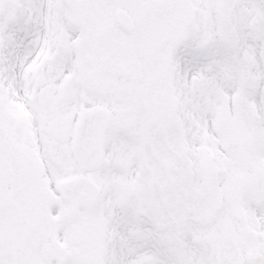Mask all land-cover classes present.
I'll list each match as a JSON object with an SVG mask.
<instances>
[{"label":"snow or ice","instance_id":"snow-or-ice-1","mask_svg":"<svg viewBox=\"0 0 264 264\" xmlns=\"http://www.w3.org/2000/svg\"><path fill=\"white\" fill-rule=\"evenodd\" d=\"M0 264H264V0H0Z\"/></svg>","mask_w":264,"mask_h":264}]
</instances>
